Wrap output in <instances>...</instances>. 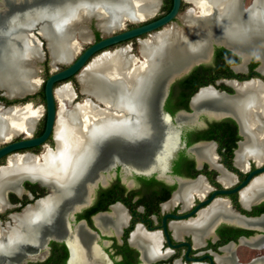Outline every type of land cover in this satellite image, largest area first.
<instances>
[{
  "label": "flooded vegetation",
  "instance_id": "flooded-vegetation-1",
  "mask_svg": "<svg viewBox=\"0 0 264 264\" xmlns=\"http://www.w3.org/2000/svg\"><path fill=\"white\" fill-rule=\"evenodd\" d=\"M44 1L0 0V26L16 27L27 11L25 5L35 2L31 6L35 7ZM193 2L182 0L173 29L187 30L184 20L192 7L195 10L190 13L199 18L202 9ZM259 2L238 0L237 8L240 12L254 11ZM172 5L173 0H161L150 20L168 13ZM226 21L219 18V26L212 25L210 34L207 31V37H203L204 45L217 39L213 48H205L203 60L173 80L167 92L157 97L160 107L154 112L157 132L154 140H130L124 133L122 141L101 144L86 175L74 182L77 186L68 196L64 195L63 187L72 186L71 181L55 184L41 176H25L2 183L0 264H69L72 248L84 251L87 248L90 251L86 257L92 260L106 257L113 264H264V171L255 172L264 167V152L260 158L254 155L239 158L244 146L255 142L242 109L249 86L255 83L264 87V36L241 44L228 32L239 20L237 24ZM93 22L88 26L94 35L92 43H97L106 36L97 27V19ZM187 23L189 34L182 33L189 36L205 22L197 20L195 26ZM41 24L38 21L33 25L39 26V33ZM137 25L128 23L124 29ZM2 30L0 53L9 41L14 44L17 41L15 45L19 47L23 45L13 36L15 31H10V35ZM30 30L22 31L32 39L42 57L32 60L36 70L33 75L40 79V84L31 94L10 93L1 84L0 111L23 107H41L43 111L32 123L31 135V128L29 133L21 129L12 140H0V147L40 136L46 126L45 83L54 72L50 66H54L49 40L34 31L37 38ZM162 30L159 28L157 32ZM76 34V47L81 50V34ZM136 43L140 47L138 38H133L112 48L131 44L133 50ZM210 48L212 51H208ZM73 81L82 86V92L77 91ZM67 83L74 87V103L87 94L76 75L56 86ZM203 90H210L212 97L205 98L203 107L196 110L195 98ZM259 123L264 148V115ZM57 143L53 132L41 145L19 150L20 155L14 152L0 158V170L10 165L12 156L30 155L42 163L47 152H57ZM130 143L147 144L143 145L145 148L141 144L132 148ZM251 188L257 193L246 197ZM50 200L53 203L49 206ZM79 205L82 207L75 209ZM29 225L36 228L30 231V239L24 237ZM77 256L84 257L80 251Z\"/></svg>",
  "mask_w": 264,
  "mask_h": 264
},
{
  "label": "bare ground",
  "instance_id": "bare-ground-1",
  "mask_svg": "<svg viewBox=\"0 0 264 264\" xmlns=\"http://www.w3.org/2000/svg\"><path fill=\"white\" fill-rule=\"evenodd\" d=\"M76 1L78 3H74ZM157 1L63 0L60 5H57L46 0L31 7L32 9L29 8L22 17L20 16L16 27L0 26L5 33L15 31L13 36H16L23 44L20 47L16 46L18 43L16 41V45L12 42L7 48L2 49L0 53V85L3 84L10 93H14L26 88L36 91L40 84V79L33 75L35 69L32 60L36 61L37 58L42 57L37 46L26 32L22 31L23 29L27 28L28 30L38 21L41 22L40 33L49 40L53 60L65 62L79 52V48L76 47L78 45L75 38L76 32L81 34L85 40L90 38L86 27L80 24L84 15L97 14L100 19V28L110 31L120 27L123 19L137 20L153 13L158 5ZM193 1L202 9V13L199 18H196L189 12L186 15L187 22L193 26L197 20L201 19L205 22L197 28L195 34L187 36L183 34L187 32L182 31V33L178 29H173L175 27L168 28L163 32L153 34L149 39L141 40L139 48L143 55L142 59L129 51L130 46H122L115 51L97 56L89 65L88 70L80 75L83 89L96 92L98 98L106 103L107 109L110 111L99 110L96 104L89 100L74 107L70 106L76 96L71 85L67 83L57 88V98L61 101L55 129L58 140L57 152H47L42 163L30 155L12 156L10 165L0 170V189L2 183L10 178L41 176L55 184L71 181L72 186L63 187L64 195L68 196L74 189L73 187L77 186L74 185V182L77 180L79 182V179L86 175V170L96 155L98 147L104 144L101 143L104 142L101 135L105 137L110 131H118L120 128L125 130L128 137L136 135L135 138H141L146 135L148 128L146 130L147 123L144 119L147 116H144L145 112L141 116L143 111L134 104L133 93H138L142 82L154 72V67L158 66L157 77H160L163 69L171 68L167 65H172L173 68L180 66L186 52L195 46L204 44L203 37H207V31L210 34L212 25L219 26V18H223L225 22L228 20L236 24L238 23L236 21L239 20L237 26L232 24L236 28L234 27L228 32L241 44H247L251 38L264 36V0H260L258 8L250 12H240L237 8L238 0ZM20 26L23 28L19 29L20 31L16 30ZM53 66L55 68V65ZM249 88L246 90L247 96L243 99L245 108L242 109V112L247 129L252 132L255 142L245 145L239 158H243L242 156L245 157V155H254L260 158L264 152L262 143H260L263 132L259 123L260 116L264 115V87L254 83ZM209 97H212L210 90H203L197 95L194 102L196 106H199L202 105L205 98ZM247 104L253 107L247 106ZM42 111L41 107L35 109L23 107L0 111V140L8 138L11 133L19 130V132L25 130L29 133L33 121ZM143 147L145 148V146ZM256 193V189L252 190L251 188L245 195L253 197ZM52 203L53 200H50L48 205L50 206ZM118 215L121 217L122 213L118 212ZM35 229L34 225H29L24 237L30 239V231L33 232Z\"/></svg>",
  "mask_w": 264,
  "mask_h": 264
},
{
  "label": "water",
  "instance_id": "water-1",
  "mask_svg": "<svg viewBox=\"0 0 264 264\" xmlns=\"http://www.w3.org/2000/svg\"><path fill=\"white\" fill-rule=\"evenodd\" d=\"M48 2L60 5L62 0H48ZM34 3L35 2L25 5L27 7L24 10H26V9L28 10ZM74 3H78V1H76ZM160 4H161V0H158V5L154 9L153 13L146 15L145 17L137 19V20H132L129 18L123 19L122 25L120 27H117V28L110 30V31H107L103 28L102 29L100 28V25H99L100 19L97 17V14L96 15L95 14L84 15L83 20H80L82 22L81 23H80V21H78V22L80 24H83L86 27L90 36L92 34H91V29L88 26V23L91 22L93 19H97V22H96L97 27L102 32L107 33L108 35L106 37L102 38L101 40L97 41V43L96 42L92 43L90 45V47H87L81 53H79L80 52V50H79V52L72 59H69L65 62H63V61L55 62L52 58L51 51L49 49L50 57L52 59L51 64L55 65V68L53 67L54 72L49 76V78L47 79V81L45 83V96H46V104H47V106H46L47 107L46 108L47 109V121H46L45 129L40 136L29 137V138L22 139L18 142L4 144L2 147H0V158H2L3 156H5L7 154H12L14 152L18 153L19 150L28 149L31 147L41 145V144H43V142H45L47 139L50 138V136L53 134V132H54V138L56 139L55 129H56V125H57V121H58V114H59V104L57 106V102H59L58 98H57V88H59V87L56 86V84L58 82L67 80V79L71 78L72 76L76 75L79 78V81H81V83L83 85V82L80 79V75H82L83 72L88 70L89 65L94 61V59L97 56H99L105 52L115 51L118 48L113 49L112 48L113 46H115L119 43L125 42L127 40H131L133 38H138L139 42H141V40L149 39L153 34L159 33V32H157V30L159 28H163L162 32L168 28H171V27L173 28L174 27L173 21L180 14L181 6H182V0H173L172 8L168 13H166L165 15H163L157 19L150 20V18L159 9ZM195 6H196V4H195ZM194 10H195V7H192L190 9V12L194 11ZM187 12H189V10L184 13V19H185V14ZM127 21L134 23V24H139V25L132 27V28H129V29H124L126 27ZM184 22H185V27L187 28L186 31H188L187 33L189 34V29H188L189 24L187 23L186 20H184ZM169 24H170V27H168ZM38 27L39 26L36 25V26L29 28V29H31L30 31L34 36H36L34 31H37V33L39 35H41V33H39ZM180 30L186 32L185 29H180ZM8 33H10V32H8ZM146 34L148 36H146V38H144L143 36ZM10 35H12V33H10ZM190 35H193V33H191ZM41 36L44 37V35H41ZM75 36H77V34ZM82 39L85 40L84 38H82ZM214 41L217 42V39L215 38ZM214 41H207L205 43V45L201 44L198 47L195 46L192 50L185 53V58L183 59L180 66H176L173 68L172 65H167L171 68L168 70L163 69L162 75L160 77H157L159 74V73H157V69H159L158 66L154 67V69H153L154 72L152 74H150L149 78H146L145 81L142 82V85H140L141 89L138 91V93L137 94L133 93V96H135L134 97V99H135L134 104L136 105V107L141 108L143 111V114L145 112V115L147 116L146 130H147V128H148V130L145 133L146 135L142 136L141 138L140 137L135 138L136 135H134V137L133 136L128 137L130 140H140V141L148 142L150 140L155 139V134L157 132H156V129L154 131L155 124H156L154 112L156 111V109L158 110L160 107L159 102L157 101V97L160 95L162 96V94L167 92L168 87L170 86L169 84L173 80H175L177 77H180L184 73L188 72L195 64L201 62L204 58L203 52H206L205 48L206 47L208 48L209 46H211V48H213L212 45H213ZM40 43H42V42L40 41ZM8 44H12L11 41H9ZM79 46H80V43H79ZM48 48H49V42H48ZM211 48L208 51H212ZM110 49H112V50H110ZM129 51H131V46L129 47ZM141 56H143L142 53H141ZM60 63L68 64V66L64 69L58 70V64H60ZM103 82H104V80H103ZM4 87L6 88V86H4ZM71 87L74 91V87L72 85H71ZM83 91H85L87 94H90L94 98H96L97 102L92 97H87L84 102H75L74 103V101H75V97H74V99L71 101L70 106L72 105L74 107L77 104H80V103L83 104V103L87 102V100H89L90 102L96 104V106H97V108H99V110L102 109L103 111H106V110L110 111V109H107L108 107L106 106V103H104L103 100L98 98V96L96 95V92H90V91H86L84 89H83ZM33 92H35V91H33L32 88H26V89L22 90L21 92H19V94H24V93L31 94ZM240 94L241 93H238L237 95L239 96ZM202 107H203V105L196 106L193 104V108L196 110L201 109ZM196 114H199V112H197ZM168 120L170 121V118ZM118 122H122V121H118ZM33 123L35 124L36 122L33 121ZM34 124H33L32 128H34ZM32 128L30 130L31 132L29 135H31V133H32ZM150 129H152V130L150 131ZM19 133H14L9 138L3 139V140L4 141L12 140L13 137L19 135ZM124 133H125V130L122 128H120L118 131L112 130L109 133H107V135L105 137H104V135L100 136L101 139L104 140V142H101V143H109V141H111L113 143V142H117V139L122 141L124 139V137H123ZM177 138H178V135H177ZM0 144H2V143H0ZM139 144H141V143H130L132 148H136L137 146H139ZM144 144H147V143H143L141 145H144ZM18 155H20V154L18 153ZM21 155H23V154H21ZM261 171H264V167L257 169L255 172H261ZM220 192H228V190H221ZM81 207H82V205H79V206H76L75 209H80ZM91 237L93 238V236H91ZM71 251L73 253V257L69 260V264H113L106 257H101V258L96 259V260H92V259L86 257L85 256L86 253H88L90 251V250H87V248L85 251H84V249L78 250L76 248H72ZM78 251H80V254L84 255V257L83 256L78 257L77 256ZM99 260L102 262L100 263Z\"/></svg>",
  "mask_w": 264,
  "mask_h": 264
},
{
  "label": "rangeland",
  "instance_id": "rangeland-1",
  "mask_svg": "<svg viewBox=\"0 0 264 264\" xmlns=\"http://www.w3.org/2000/svg\"><path fill=\"white\" fill-rule=\"evenodd\" d=\"M187 7V6H186ZM92 21H94L95 22V19H93ZM92 21L91 22H89L88 24H90V23H92ZM93 22V23H94ZM128 23H131V22H129V21H127L126 22V25L128 24ZM93 25V24H92ZM118 31V30H117ZM103 33V35L104 36H107L108 34L107 33H104V32H102ZM92 38L90 39V40H83V39H80L79 38V41L81 42V50H80V52L79 53H81V51L84 49V48H86L90 43H92L93 41H94V35H93V33H92V36H91ZM123 46H128V44L127 45H123ZM130 46H131V44H130ZM134 48H133V50H131L130 52L133 54V55H135V56H137V57H139L140 59H142V57H141V52H140V49L138 48L139 46H138V44L136 43L135 45H132ZM122 47V45L121 46H116L115 48H121ZM114 49V48H113ZM110 50H112V49H110ZM65 64H63V63H61V64H58V67L60 68H62L63 66H64ZM53 69V67H51L50 66V69ZM73 82H75L76 84H77V82L76 81H73ZM77 86V91H81L82 92V86H80L79 84H77L76 85ZM86 96V97H85ZM87 97H92L94 100H96V98H94L92 95H90V94H86V95H83L82 96V98L81 99H78L77 98V102H82L83 100H85V98H87ZM38 102H39V104H40V106H42L43 107V105H42V101L39 99L38 100ZM96 102H97V100H96ZM59 103V102H58ZM60 108H61V101H60Z\"/></svg>",
  "mask_w": 264,
  "mask_h": 264
},
{
  "label": "trees",
  "instance_id": "trees-1",
  "mask_svg": "<svg viewBox=\"0 0 264 264\" xmlns=\"http://www.w3.org/2000/svg\"><path fill=\"white\" fill-rule=\"evenodd\" d=\"M97 34H98V36L100 35V32L99 31H97Z\"/></svg>",
  "mask_w": 264,
  "mask_h": 264
}]
</instances>
